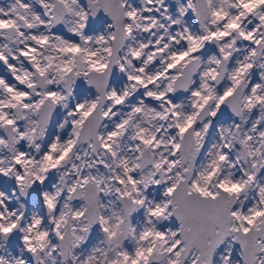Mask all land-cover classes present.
<instances>
[{
    "label": "snow or ice",
    "instance_id": "snow-or-ice-1",
    "mask_svg": "<svg viewBox=\"0 0 264 264\" xmlns=\"http://www.w3.org/2000/svg\"><path fill=\"white\" fill-rule=\"evenodd\" d=\"M0 264H264V0L0 2Z\"/></svg>",
    "mask_w": 264,
    "mask_h": 264
},
{
    "label": "rangeland",
    "instance_id": "rangeland-1",
    "mask_svg": "<svg viewBox=\"0 0 264 264\" xmlns=\"http://www.w3.org/2000/svg\"><path fill=\"white\" fill-rule=\"evenodd\" d=\"M0 2H5V0H0Z\"/></svg>",
    "mask_w": 264,
    "mask_h": 264
}]
</instances>
